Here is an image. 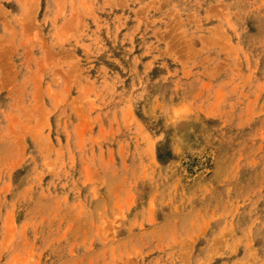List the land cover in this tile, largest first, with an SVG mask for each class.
Here are the masks:
<instances>
[{
    "label": "rangeland",
    "instance_id": "rangeland-1",
    "mask_svg": "<svg viewBox=\"0 0 264 264\" xmlns=\"http://www.w3.org/2000/svg\"><path fill=\"white\" fill-rule=\"evenodd\" d=\"M0 264H264V0H0Z\"/></svg>",
    "mask_w": 264,
    "mask_h": 264
}]
</instances>
